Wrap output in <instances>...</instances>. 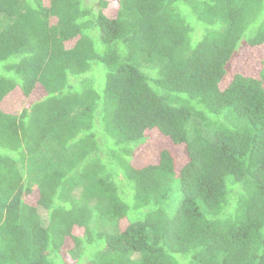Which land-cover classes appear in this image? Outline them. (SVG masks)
Returning a JSON list of instances; mask_svg holds the SVG:
<instances>
[{
    "label": "trees",
    "instance_id": "16d2710c",
    "mask_svg": "<svg viewBox=\"0 0 264 264\" xmlns=\"http://www.w3.org/2000/svg\"><path fill=\"white\" fill-rule=\"evenodd\" d=\"M257 64L264 0H0V264H264Z\"/></svg>",
    "mask_w": 264,
    "mask_h": 264
},
{
    "label": "rangeland",
    "instance_id": "374dc122",
    "mask_svg": "<svg viewBox=\"0 0 264 264\" xmlns=\"http://www.w3.org/2000/svg\"><path fill=\"white\" fill-rule=\"evenodd\" d=\"M243 63H245V62H240L239 66L237 67L238 70L240 69V67H242V69H243ZM261 68L264 69V64H263L262 67H261V65L259 66V64L250 67V69H251L252 71H254L253 74H255V75L258 74V72L260 71ZM242 69H241V70H242Z\"/></svg>",
    "mask_w": 264,
    "mask_h": 264
}]
</instances>
